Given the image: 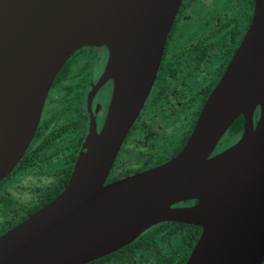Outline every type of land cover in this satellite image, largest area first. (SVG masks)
Returning <instances> with one entry per match:
<instances>
[{
	"label": "water",
	"instance_id": "1",
	"mask_svg": "<svg viewBox=\"0 0 264 264\" xmlns=\"http://www.w3.org/2000/svg\"><path fill=\"white\" fill-rule=\"evenodd\" d=\"M183 0H0V181L37 130L58 72L82 47H104L113 87L99 132H89L68 182L0 235V264H85L164 221L201 227L185 264L264 260V0L169 160L106 182L153 86ZM259 110L254 122L255 112ZM240 137L214 153L234 120ZM194 201L188 206H174Z\"/></svg>",
	"mask_w": 264,
	"mask_h": 264
},
{
	"label": "flooded vegetation",
	"instance_id": "2",
	"mask_svg": "<svg viewBox=\"0 0 264 264\" xmlns=\"http://www.w3.org/2000/svg\"><path fill=\"white\" fill-rule=\"evenodd\" d=\"M252 1L254 5V0ZM249 3L250 0L182 1L165 41L153 86L138 117L135 119L133 125L125 136L122 145L125 143L131 147L136 146L139 143L158 144L160 141L157 140L162 139L164 140L161 142L160 149L162 150L163 143L167 140L165 137L171 136V132L176 127V124L172 120L174 114L173 111H175V109L173 108L172 110L162 112L161 110L156 111V108L166 107L168 109L169 106L165 105L166 102L181 103L182 101H191L196 94H202L203 90L201 91L200 87L203 85L206 87L211 84L214 77L217 75V69L223 64V60H219V54H216V48L212 42L214 30L218 35V33H220L218 32V29L221 27L222 22L226 19H230L228 18L231 17L230 15H237V17H241L242 20L246 15L244 9L248 8ZM192 26H194V29H192ZM240 26L241 24H238V26L236 25L237 30ZM246 29L244 30L242 37ZM176 45H179V48H176ZM223 47L226 51L227 45ZM175 51L178 53L175 54ZM222 53L225 52L222 51ZM233 53L234 52L229 53L230 58L228 62ZM107 57L108 52L104 47L88 46L78 49V54L71 59L64 75L60 76L57 81H53L43 105L37 130L35 131L29 146L32 144L36 133L37 140L43 136L51 135L55 141H58L59 144L65 146L64 148L66 151L57 152V149H55L56 151L54 150L55 152L53 153V156L56 157L58 154L59 157H69L70 149L65 145V142H71V146H74V149L76 150L72 162L73 168L75 159L89 132L91 120L90 111L95 120L97 132L101 130L105 119L112 93V80L108 79L105 81L97 89L90 100L89 93L92 90L93 85L98 82L104 72ZM166 57L170 58L167 65L168 70L164 71L157 80L161 61ZM176 60L177 62H175ZM228 62L222 68L219 78L223 74ZM195 84L199 86L197 91L194 90L196 89ZM195 91L196 94L194 93ZM151 93L153 94L152 97L154 98V101L151 106H148L147 100ZM256 111L257 113L255 114L254 122L257 121L259 115V110L257 109ZM132 130L133 132L129 133ZM138 132L140 135H143V139L137 138L136 134H139ZM120 149L110 169L106 182L121 179L163 163L160 162L150 165L151 158L149 159V152L143 154L145 155V158L142 157L138 161H129L127 160L128 158L123 157L121 153L119 155ZM129 152L130 150H126L127 156ZM217 152L214 151V153ZM35 154L37 164H34L33 167L35 168L34 173H37V180H39L41 173H43L42 165L48 163V160L43 161L42 158H46L48 155H46V152L41 151L39 142H37V152H35ZM122 172H129V174L119 177L118 175ZM192 204H194V201L181 202L174 206H188ZM164 222H171L173 226L185 224L173 221ZM175 223L178 224L175 225ZM154 259L153 255L148 256L147 258L139 255L133 258L129 264H155V261H153ZM95 260L96 259L92 261L94 262Z\"/></svg>",
	"mask_w": 264,
	"mask_h": 264
},
{
	"label": "trees",
	"instance_id": "3",
	"mask_svg": "<svg viewBox=\"0 0 264 264\" xmlns=\"http://www.w3.org/2000/svg\"><path fill=\"white\" fill-rule=\"evenodd\" d=\"M252 7L253 1L250 0L248 8L244 9L246 15L242 20L241 17H237V15H230L231 17H228L230 19H226L222 22L221 27L218 29V32H220L218 35L214 30L212 42L216 48V54H219V60H223V64L217 69V75L214 77L211 84L206 87H204V85L200 87L201 91L203 90L202 94H196L199 86L195 84L196 89L194 90L196 91L194 93L196 95L193 100L182 101L181 103L166 102L165 105L169 106L168 109L166 107L156 108V111L161 110L162 112L172 110L173 108L175 109V111H173L172 120L176 124V127L171 132V136L165 137L167 140L163 143L164 145L162 144V150L160 149L161 142L164 141L162 139L157 140L160 141L158 144L139 143L131 147L124 143L120 149L119 155L121 153V155L127 157L129 161H138L142 157L145 158L143 154L149 152V159L151 158L150 165H152L164 162L180 151L195 124L201 106L219 78L222 68L230 58L229 53L234 52L238 46L244 30L250 22ZM238 24H241V26L237 30L236 25L238 26ZM192 29H194V26H192ZM226 45L227 49L225 51L223 46ZM176 48H179V45H176ZM222 51L225 53H222ZM177 53L178 52L175 54ZM76 54H78V50L75 51L62 66L54 82L57 81L60 76L64 75L69 62ZM169 61V57L162 59L157 80L164 71L168 70L167 65ZM175 62H177V60ZM152 96L153 94L151 93L147 100L148 106L153 104L154 98ZM256 113L257 111L255 114ZM242 127L243 118L239 116L227 129L218 143L215 152H219L233 144L240 137ZM131 132H133V130L129 133ZM136 135L137 138L143 139V135H140V133ZM37 142L40 143L41 151L46 152V155H48L46 158H42L43 161L48 160V163L42 165L43 173H41L39 180H37V173H34L35 168L33 167L34 164H37L35 154V152H37ZM70 143L71 142H65V145L70 149L69 157H59L58 154L54 157L53 153L56 151L55 149H57V152H66L65 146L55 141L51 135L43 136L37 140L36 133L32 144L25 151L13 171L0 181V235L23 221L43 205L47 204L64 189L72 170V162L76 151L74 146H71ZM126 150H130L128 156L126 155ZM127 174H129V172H122L118 176H126ZM176 224L178 223H175V225ZM178 225L179 226H173L171 222H162L152 226L119 250L102 258H98L94 262H88L87 264H129L133 258L139 255L146 258L153 255L155 264H185L193 245L201 233V227L191 224ZM261 264H264V260Z\"/></svg>",
	"mask_w": 264,
	"mask_h": 264
}]
</instances>
